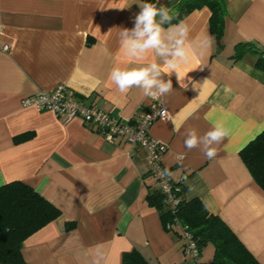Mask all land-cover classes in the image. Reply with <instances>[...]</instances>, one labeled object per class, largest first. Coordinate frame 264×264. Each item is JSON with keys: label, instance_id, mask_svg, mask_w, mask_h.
Listing matches in <instances>:
<instances>
[{"label": "crops", "instance_id": "obj_1", "mask_svg": "<svg viewBox=\"0 0 264 264\" xmlns=\"http://www.w3.org/2000/svg\"><path fill=\"white\" fill-rule=\"evenodd\" d=\"M155 1L171 9L180 0ZM225 2L220 50L208 8L180 21L190 29V62L177 69L181 85L175 71L165 74L173 90L153 99L136 89L119 92L109 75L115 67L157 59L150 51L137 60L120 45L119 33L134 27L142 0H0V186L21 181L60 211L23 242L26 264H93L97 255L101 264H121L122 253L132 249L149 264H212L211 244L197 259L186 255L177 229H166L148 205L156 184L145 147L121 138L109 143L78 118L22 107L24 97L58 84L122 121L161 102L169 116L154 121L148 136L166 145L161 163L172 183L185 188L184 200L199 199L220 217L264 264V191L239 155L264 131V69L250 51L234 58L239 43L264 50V0ZM206 36L211 44L200 45ZM214 123L230 133L215 158L185 147L189 129L203 135Z\"/></svg>", "mask_w": 264, "mask_h": 264}, {"label": "trees", "instance_id": "obj_2", "mask_svg": "<svg viewBox=\"0 0 264 264\" xmlns=\"http://www.w3.org/2000/svg\"><path fill=\"white\" fill-rule=\"evenodd\" d=\"M142 1L157 4L155 0ZM204 7L210 11L209 29L214 35L216 49L220 50L226 17L225 0H180L170 9L173 16L171 24H178L193 11ZM236 48L234 58L244 51H250L256 56L255 66L264 69V50L249 43H239ZM239 155L256 185L264 191V131L245 145ZM149 175L153 178L150 172ZM184 189L182 185L173 183V191L181 199L174 212L164 202L165 196L157 185L149 189L146 195L148 205L158 211L165 228L169 224V230L177 229L181 235V225L186 226L199 252L211 244L212 264H262L228 225L217 215L209 213L199 199L184 200ZM59 216L60 211L27 184L11 181L0 186V264H26L21 253L23 242ZM71 227L67 226L68 229ZM121 264L149 263L137 250L132 249L122 253Z\"/></svg>", "mask_w": 264, "mask_h": 264}, {"label": "clouds", "instance_id": "obj_3", "mask_svg": "<svg viewBox=\"0 0 264 264\" xmlns=\"http://www.w3.org/2000/svg\"><path fill=\"white\" fill-rule=\"evenodd\" d=\"M141 11L136 15L134 27L121 29L119 33L120 45L126 54L137 59H143L150 51L157 58L155 61L133 65L126 68L115 67L110 71V79L121 93H128L133 89L139 91L144 97L158 98L172 92V80L164 79L175 71L181 85L180 74L177 71L180 65L190 62L191 56L187 48L189 42V26L180 22L171 24L173 16L170 9L157 6L155 3H141ZM169 24L165 28L164 25ZM200 45H210L211 37H204ZM167 66L169 72L164 73L162 67ZM187 88V85L184 84ZM196 87V85H194ZM229 130L221 123H214L209 131L198 135L196 129L186 132L184 144L189 150L201 148L208 159L217 156V145L229 136ZM178 159L182 160L183 156ZM163 175L170 177L167 170ZM194 189L190 186L189 191ZM101 249L102 245H97ZM102 255H97L93 264H101Z\"/></svg>", "mask_w": 264, "mask_h": 264}, {"label": "built area", "instance_id": "obj_4", "mask_svg": "<svg viewBox=\"0 0 264 264\" xmlns=\"http://www.w3.org/2000/svg\"><path fill=\"white\" fill-rule=\"evenodd\" d=\"M7 48L5 45L4 50ZM21 105L24 108L33 107L37 111H51L65 121L78 118L85 125H93L100 137L109 143H114L121 138L127 145L145 147L148 151L149 172L161 193L164 194V202L172 212L176 210L181 199L174 193L171 179L163 175L166 170L161 163L167 147L148 136V128L154 121L166 120L169 116L161 102L154 101L146 109L141 110L132 121H122L111 117L95 106L77 100L70 87L58 84L49 90H41L24 97ZM166 229H170L169 224L166 225ZM180 238L183 241L184 253L197 259L200 252L186 226L181 225Z\"/></svg>", "mask_w": 264, "mask_h": 264}]
</instances>
